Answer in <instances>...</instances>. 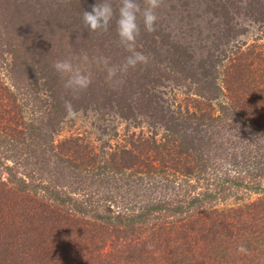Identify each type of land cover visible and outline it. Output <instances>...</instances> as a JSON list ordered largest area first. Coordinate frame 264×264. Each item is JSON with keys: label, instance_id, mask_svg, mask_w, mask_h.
I'll return each mask as SVG.
<instances>
[{"label": "trees", "instance_id": "1", "mask_svg": "<svg viewBox=\"0 0 264 264\" xmlns=\"http://www.w3.org/2000/svg\"><path fill=\"white\" fill-rule=\"evenodd\" d=\"M263 153L264 0H0V264H264Z\"/></svg>", "mask_w": 264, "mask_h": 264}, {"label": "rangeland", "instance_id": "2", "mask_svg": "<svg viewBox=\"0 0 264 264\" xmlns=\"http://www.w3.org/2000/svg\"><path fill=\"white\" fill-rule=\"evenodd\" d=\"M258 31V30H257ZM256 32V31H255ZM79 118V117H78ZM81 118L77 119L76 124L74 127H77L76 129H69V131H63L62 132V136L68 135L71 132H75V131H82L83 129H86V131L88 129H90V122L86 121L85 124H82L80 121ZM79 127V128H78ZM78 129V130H77ZM242 135H240L241 137ZM231 140H229L230 143ZM236 157L237 158H232V160H230V157H227V159H225V157H221V158H214L210 160L211 165L206 167V173H203L201 175H197L195 177H191L190 178V182L191 184L194 186L192 187L191 192L193 191V193L195 192H199L202 191L203 188L205 187V181L206 178L209 176L210 178L212 176H214V174L217 175V177H224V175H228V177H232V175H235L236 171L239 169L238 167L234 166V162L237 159H240L242 154L241 153V146L239 145V143H241V141L236 140ZM262 142H259L258 145H261ZM233 146V145H231ZM250 148V152L254 149V146H249ZM246 149V148H245ZM210 152V151H209ZM231 149H230V153H231ZM238 152V153H237ZM247 153H249V150H246ZM254 153L252 152V154H249V159L247 160V163L249 165H253V163L251 161H253L254 159ZM231 155V154H229ZM264 156V153H263ZM261 157V159L264 160V157ZM229 158V159H228ZM249 161V162H248ZM219 163V165H218ZM205 177V178H204ZM179 179V178H178ZM261 179V183H259L255 188H248V186L246 185V181L243 182H235V183H230V185L228 187H226L224 189L223 192V198H221L222 200L217 201L215 204H218V206H223V203H225L226 205H230V204H236V203H241V202H246V201H252L254 200V198L260 196V193L262 192L263 186H264V176L260 177ZM180 181V184H177V182ZM182 180H176L173 181V183L171 184V186L166 185V183H162L163 185L167 186V188L171 191V193H175L176 191L179 192H183L184 191V187H182ZM214 199V198H212Z\"/></svg>", "mask_w": 264, "mask_h": 264}]
</instances>
